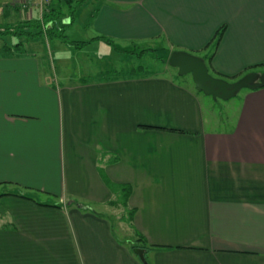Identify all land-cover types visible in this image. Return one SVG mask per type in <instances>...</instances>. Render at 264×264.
<instances>
[{
    "label": "crops",
    "instance_id": "1",
    "mask_svg": "<svg viewBox=\"0 0 264 264\" xmlns=\"http://www.w3.org/2000/svg\"><path fill=\"white\" fill-rule=\"evenodd\" d=\"M88 6L92 42L195 54L225 26L210 69L264 71V0H91L77 14ZM5 45L0 264H143L113 231L102 172L132 184L147 241L172 247L150 249L152 264H264V87L246 88L234 123L216 130L179 73L51 87L36 56Z\"/></svg>",
    "mask_w": 264,
    "mask_h": 264
},
{
    "label": "rangeland",
    "instance_id": "2",
    "mask_svg": "<svg viewBox=\"0 0 264 264\" xmlns=\"http://www.w3.org/2000/svg\"><path fill=\"white\" fill-rule=\"evenodd\" d=\"M12 3V0H0V27L4 29L8 23H16L17 21L26 20L30 18L41 17L38 10L29 12L27 10L16 11L13 7H6L7 4ZM92 5V4H91ZM92 9L88 6L87 10L78 14L76 20L66 27V34L69 38L77 41H88L82 48L77 49L74 46L63 44L61 40L50 39L48 37H39L26 41L25 37L18 38L15 34H8L0 37V45H12L19 40H24V54L36 56L40 62L41 76L45 82L52 86L59 84L77 83L82 79H96L100 76L104 78L111 76H125L127 74L147 73L148 75H164L175 78L178 69L171 67L168 64L158 62L152 54H146L144 58L137 57L135 54L128 52H120L113 45L98 44L90 39L91 30L87 25L88 12ZM48 11V8H47ZM65 11L68 12V7L65 6ZM11 13V14H10ZM95 35V34H94ZM61 41V42H60ZM62 43V44H61ZM152 47H161L159 43L148 44ZM132 47V46H131ZM122 48V46L120 47ZM178 50V49H177ZM186 51V50H185ZM143 68H138L139 66ZM133 71V72H132ZM216 77L219 74L210 71ZM252 72V71H251ZM250 73V72H248ZM247 74V73H246ZM245 75V74H244ZM243 75V76H244ZM177 76L176 80L180 83L194 85L191 74L187 77ZM238 77H221L230 82L238 80ZM47 80V81H46ZM246 89H242L239 94L231 99H214L212 96H207L201 93L202 100L205 106V114L209 122L208 127H214L216 130H227L234 123L238 109L242 103ZM212 108V109H211ZM218 120L217 122L213 119ZM38 200L51 198V200H58L54 195L48 196L44 193L35 192ZM101 209V208H100ZM102 210V209H101ZM106 211V209H104ZM108 211V210H107ZM113 226L115 233L120 240L124 241L129 247L134 243L133 232L126 228V224H121L118 218L113 219ZM149 257V255L147 254Z\"/></svg>",
    "mask_w": 264,
    "mask_h": 264
},
{
    "label": "trees",
    "instance_id": "3",
    "mask_svg": "<svg viewBox=\"0 0 264 264\" xmlns=\"http://www.w3.org/2000/svg\"><path fill=\"white\" fill-rule=\"evenodd\" d=\"M91 0H51V4L49 5L48 11H46L42 17H36V18H28L26 20L17 21L16 23H8L6 24L7 27L4 29H1L0 27V37H4L8 34H15L18 38L22 39V37H25L26 41H30L34 38L39 37H48L50 39H58L61 40L64 44L68 46H74L77 49L82 48L84 44H87L88 41H77L69 38V36L66 34V27L73 23L74 20L77 19L78 14L77 12L87 3ZM13 7L16 11H21L20 7L18 5H15L13 2L10 4H7L6 7ZM65 6L68 7V12L65 11ZM11 14V13H10ZM225 32V26H222L214 35L212 40L201 50H198L195 54L200 55L203 57L207 65L209 67V70L211 66V62L214 56V53L222 39V36ZM94 39V38H93ZM95 39L104 40L108 44L113 45L118 51L120 52H128L130 54H135L137 57L144 58V56L148 54H152V57H154L158 62L162 64H169V57L172 53L170 49L167 47H152L148 45L149 43H134L131 46L128 47H122L114 43L113 40L109 39L105 36H97ZM25 41L19 40L18 42L9 45L6 44L4 48L5 53L10 54H16V53H22L24 54V47H25ZM174 51V50H173ZM172 67V66H171ZM143 68V66L138 67ZM135 73V70L132 69ZM132 71V72H133ZM141 72V70H139ZM143 73H138V76H144L148 75L147 73H144V70H142ZM251 72V71H250ZM220 77H229L227 75L219 74ZM177 76H181L177 74ZM232 76V77H238ZM142 127H149V126H143ZM150 128V127H149ZM158 128V127H156ZM158 129H165V128H158ZM170 131H179L176 129H170ZM101 176L109 189L111 190L113 196L110 200H108L107 204L109 207L114 210V213H107L108 218L111 220V225L113 228V231H115V228L113 226V219L118 218L121 224H126V228L130 232H133V239L134 243L132 246H130L131 252L139 258L135 252L134 247H142L145 248V254L146 258L149 264H152V262L149 260L147 254L150 249L155 248H172L170 246H163V245H154L147 241V239L144 237V235L135 227L134 225V218L135 214L137 212V208L133 207L129 204L130 196L133 192V186L131 183H118L114 182L110 179V177L102 172ZM24 198H30L25 195H22ZM74 200H71L70 203H73ZM115 233V232H114ZM115 235H117L115 233ZM140 259V258H139ZM141 261V260H140Z\"/></svg>",
    "mask_w": 264,
    "mask_h": 264
},
{
    "label": "water",
    "instance_id": "4",
    "mask_svg": "<svg viewBox=\"0 0 264 264\" xmlns=\"http://www.w3.org/2000/svg\"><path fill=\"white\" fill-rule=\"evenodd\" d=\"M169 64L178 69L179 75L191 74L196 88L214 99H231L242 89H259L264 87V71H252L236 81L230 82L211 74L206 60L200 55L185 50H174L169 57ZM146 249L134 247L135 254L143 264H149Z\"/></svg>",
    "mask_w": 264,
    "mask_h": 264
},
{
    "label": "built area",
    "instance_id": "5",
    "mask_svg": "<svg viewBox=\"0 0 264 264\" xmlns=\"http://www.w3.org/2000/svg\"><path fill=\"white\" fill-rule=\"evenodd\" d=\"M15 5H18L20 9L33 12L35 9L42 15L49 9L51 0H12Z\"/></svg>",
    "mask_w": 264,
    "mask_h": 264
}]
</instances>
